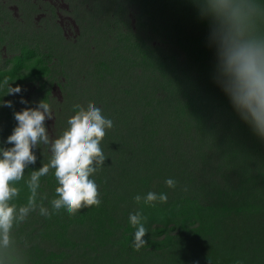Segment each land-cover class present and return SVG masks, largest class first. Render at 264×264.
I'll use <instances>...</instances> for the list:
<instances>
[{
  "label": "trees",
  "instance_id": "16d2710c",
  "mask_svg": "<svg viewBox=\"0 0 264 264\" xmlns=\"http://www.w3.org/2000/svg\"><path fill=\"white\" fill-rule=\"evenodd\" d=\"M166 1L171 5L181 2ZM194 12V20L201 32L207 31L205 37L201 33H191V37L186 39L184 36L188 32L181 27L182 23L173 26L171 34L177 36L187 55L189 67L198 72H189L185 76L189 86L181 85L183 76L179 73L167 78L168 73L177 72L174 66L170 71L161 69L162 83L154 79L155 69L152 75H147L145 86L153 90L149 98L139 86L130 93L135 92L138 101L146 103V106L138 104L140 115H134L132 121L128 120L129 125L140 126L136 133L140 137L132 149L137 153L136 159L145 160L147 168L144 176L136 174L140 177L137 180L135 175L129 176V169L123 170L129 176L127 182L136 180L134 184L138 185L137 188L132 192L119 190L118 184L109 178L114 185V191L110 193L112 202L107 201L103 190L99 192L100 206L82 209L73 218L65 220L68 224L62 223L64 209L50 218L31 213L13 232L18 244L15 248L17 264H62L75 256L81 263L86 258L87 264H139L136 258L128 256L127 261L124 255L109 248L112 229L117 227L115 217L119 218V215L110 214L108 206H113L112 213L117 208L121 213L127 204V209L131 204L136 212L142 213L141 222L148 229L144 237L147 244L139 251L133 249L136 229L129 218L125 221V233L119 243L131 253L151 257L156 264H264V169H261L264 160L258 169L254 167L256 159L251 160L259 152L264 156V138L241 118L230 97L217 82V48L210 39L212 21L201 15L199 6ZM181 30L184 32L181 33ZM16 60L13 70L0 72V81L8 77L23 83L29 79H43L49 73L45 64L28 62L23 58ZM24 70L30 71L26 74ZM194 75H198L197 78ZM140 83L139 80L135 84ZM160 89L163 94H159ZM155 94L163 97L158 102H151ZM148 105L150 109H146ZM139 116H143L141 123ZM164 126L172 135L164 132ZM134 140L135 134H132L124 143L132 144ZM184 141L190 150L178 151ZM162 163L167 167H160L155 173L163 177L161 181L171 178L177 183L175 188H169L163 182L161 190L156 192L152 189V185L157 184L150 179L151 171ZM25 174L26 180L29 170ZM222 177L224 180L220 181ZM40 183L43 186V178ZM18 186L22 191L16 203H26L28 190L24 181ZM41 186L40 193H46ZM148 192L165 193L167 203L156 202L155 206H150L135 202L136 195L143 197ZM47 196L50 197L48 193ZM71 225L88 229L81 251L63 250L58 254L51 252L42 256L39 240L61 239L64 234L59 230L68 232ZM88 236H91V241ZM62 246L73 250L77 245L67 243Z\"/></svg>",
  "mask_w": 264,
  "mask_h": 264
},
{
  "label": "rangeland",
  "instance_id": "374dc122",
  "mask_svg": "<svg viewBox=\"0 0 264 264\" xmlns=\"http://www.w3.org/2000/svg\"><path fill=\"white\" fill-rule=\"evenodd\" d=\"M257 2L261 6L264 5L262 0ZM178 3L171 5L165 0H0V72L13 70L14 62L17 63L16 59L27 58L29 51H34V55L28 58V62L37 61L49 69V73L42 80L29 79L23 83L9 80L12 87H21L20 93L6 95V88L0 87V147L14 146L7 144L6 141L18 124L14 118L15 112L36 108L40 101L46 100L52 108L53 118L46 119L45 127L50 139H55L68 127V119L75 115L74 105L86 107L88 103L94 102L102 109L105 118L113 121L114 126L106 131L101 143L108 158L92 179L97 183L99 192L104 190L109 203L112 202L110 193L114 191L113 182L109 178L118 184L119 190L126 189V192L127 190L132 192L136 189L138 185L136 186L134 182L140 178L136 174L144 176L147 168L145 160L136 159L137 153L132 149L140 137L136 134L140 126L133 127L131 123L130 127L128 122L133 120L134 115H140L138 104L146 106V103L139 102L135 92L132 95L130 93L139 86L149 98L153 90L145 86L147 75H152L155 69L157 73L154 74V79L162 83L163 77L159 73L161 69L166 68V71H170L174 66L177 72H173L172 75L168 73L167 78L179 73L183 76L181 85L189 86L184 80L185 76L189 72L197 71L192 66L189 67L187 55L177 36L171 35L174 31L173 26L182 23L181 27H185L188 32L184 36L186 39L191 37V33H201L202 37L207 34L206 30L201 32L194 20L197 0H181ZM262 21L263 23H259L258 26L260 31L264 32V20ZM183 32L181 30V33ZM166 64L169 65L168 68L165 67ZM29 71L24 70L26 74ZM194 76L197 78L198 75ZM139 80L141 83L135 84ZM161 93L163 94V91L160 89L159 94ZM153 97L155 99L150 101L158 102L163 96L158 97L155 94ZM22 99L28 103H21ZM6 101H11L12 107L3 106V102ZM146 109H150V105ZM142 117H138L139 122ZM163 128L164 132L170 133L165 126ZM132 134H135L134 142L124 143ZM185 148L190 150L186 141L183 142V147L177 150L184 152ZM33 151L37 161L34 165H29L25 173L28 170L31 172L33 168L38 170L43 163L49 162L51 156L49 146L41 144ZM254 159H256L254 167L258 169L264 156L259 152L252 156L251 160ZM263 166L261 164V169H264ZM160 167L167 165L162 163L155 171H151L150 176L151 181L157 184L152 185L156 192L161 190L162 183L166 181H161L163 177L155 173ZM124 169L131 171L129 176L132 174L136 176L134 182H127L129 176ZM53 176L54 170H50L48 175L42 177L41 188L43 187V191L50 196L44 201L48 208H51L49 201L56 196L55 189L58 187ZM101 176L104 178L99 179ZM223 178L219 180L223 181ZM47 180L51 183L48 184ZM127 206L121 213H118L119 208L112 213L113 206H108L110 214L119 215V218L115 217L117 227L112 229L109 248L124 255L127 261L130 256L136 258L139 264H156L151 257L131 253L119 243L123 240L122 234L125 233V230L123 232L125 221L131 213L136 212L134 205L131 207L129 204V209ZM34 213L39 215L38 212ZM70 218H73V215H69L66 210L62 211V223L68 224L65 220ZM59 231L64 234L61 239H37L42 256H47L51 252L58 254L63 250L81 251L88 229L71 225L68 232ZM87 239L91 241V236ZM67 243L77 246L75 249L73 247V250L62 246ZM118 243L120 245H117ZM77 260L78 256H75L62 264H87L86 258L82 263Z\"/></svg>",
  "mask_w": 264,
  "mask_h": 264
},
{
  "label": "clouds",
  "instance_id": "9594fccd",
  "mask_svg": "<svg viewBox=\"0 0 264 264\" xmlns=\"http://www.w3.org/2000/svg\"><path fill=\"white\" fill-rule=\"evenodd\" d=\"M201 15L212 21L211 41L217 48V82L239 113L254 132L264 138V32L258 22L264 20V7L257 0H197ZM26 52V51H25ZM23 54V52H21ZM34 55L30 52L28 59ZM5 77L0 87L6 88V95L21 92V87H12ZM42 80V79H40ZM21 103H28L21 100ZM3 106L12 107L11 101ZM75 115L68 121V127L58 138L50 139L46 119L53 118V111L46 100L36 108L15 112L18 122L6 143L10 148L0 147V264H17L14 229L24 223L29 215L50 218L61 209L69 215L92 206H100L99 188L92 177L102 169L105 156L101 143L106 131L113 128V121L105 118L102 109L94 102L88 105H74ZM41 144L49 146L51 156L48 163L31 171L25 180V170L37 161L33 149ZM54 170L58 183L55 192L58 198L49 201L51 208L44 205L47 193L39 192L41 178ZM21 181L27 187L26 203L18 204L21 195ZM174 179H167L169 188L176 187ZM39 200V203H38ZM137 204L155 206L156 202L167 203L165 193L148 192L146 196L136 195ZM142 213L129 215L133 228L135 251L143 248L148 229L141 222Z\"/></svg>",
  "mask_w": 264,
  "mask_h": 264
}]
</instances>
